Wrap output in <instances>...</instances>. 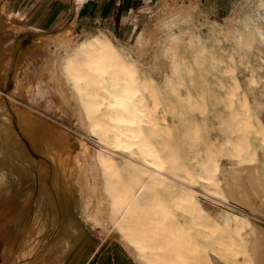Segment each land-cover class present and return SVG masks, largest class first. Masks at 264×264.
Listing matches in <instances>:
<instances>
[{
    "label": "rangeland",
    "instance_id": "1",
    "mask_svg": "<svg viewBox=\"0 0 264 264\" xmlns=\"http://www.w3.org/2000/svg\"><path fill=\"white\" fill-rule=\"evenodd\" d=\"M232 1L231 16L264 15L257 0L226 1L222 14H229L226 8ZM195 2L205 8L203 0L136 3L138 9L111 27L103 21H86L85 13L76 20L74 0H0V42L18 38L24 48L15 55L13 43L6 46L5 76L0 84V167L18 160L26 168L19 183L0 186V213H5L0 216V264H81L85 254L94 251L91 243L104 236L99 208L105 199L100 183H92L93 177H101L95 164L99 138L90 133L91 118H86L81 103L69 93L60 71L61 60L81 40L102 30L119 48L129 50L141 67L143 81L149 83L143 90L152 115L167 120L164 137L180 145L181 156L196 170L202 169V158L211 152L219 163L220 179L219 190L210 193L212 198L221 204L233 203L251 222L242 229L248 256L228 255L217 244L219 236L205 232L200 216L171 203L177 213L170 215L171 220L185 219L190 225L177 245L194 247L180 254L195 258L196 263L187 264H264V183L259 180L264 172V19H258L253 28V51L225 57L222 72L213 63L211 49L195 46L186 37L177 43L174 68L162 55L161 38L170 21L181 25L182 15ZM222 14H209L212 27L233 23ZM203 27L208 32L209 27ZM120 59L119 63L125 60ZM240 69L244 73L239 75ZM250 77L258 79V84ZM228 92L230 97L234 94L233 100ZM9 145L14 150L12 158L5 157ZM200 198L208 207L216 206L211 197ZM100 258L97 254L89 264L99 263Z\"/></svg>",
    "mask_w": 264,
    "mask_h": 264
},
{
    "label": "bare ground",
    "instance_id": "2",
    "mask_svg": "<svg viewBox=\"0 0 264 264\" xmlns=\"http://www.w3.org/2000/svg\"><path fill=\"white\" fill-rule=\"evenodd\" d=\"M87 1L74 0L76 20L84 15ZM197 2L187 7L190 10L182 15L181 25L176 20L170 21L165 29L167 33L161 38L162 55L174 64V68L177 66V43L184 37L190 39L195 46L211 49L215 59L213 63L219 67L218 72H222L225 57L243 56L244 53L248 55L253 51L255 43L252 31L257 27L258 19H264V15L257 17L249 13L245 16H231V8L235 6L232 1L226 8L229 14L222 15L230 18V23H233L225 22L220 23L219 27H212L214 24L211 23L209 11L200 7ZM256 2L259 12L264 10V0ZM20 13L22 14L21 11ZM203 26L209 27L208 32L205 33ZM12 43L15 55L24 49L18 38L10 43L0 42V84L5 76L6 46ZM69 54L61 60L59 70L64 84L71 90L69 93H73L81 103L80 108L87 113L86 118H91V123L87 125L90 133L99 138L100 150L95 152V164L101 177H93L92 183H100L105 199L102 207L99 205V225L104 236L91 243L94 251L86 253L81 264L91 263L97 254L101 256L97 264H127V260L134 264L196 263L195 258L180 254L187 249L194 250V247L177 245L180 239H184L190 225L185 219L171 220V214L177 215L171 203L179 204L185 211L200 216L203 219L200 225L205 232L212 231V236H219L216 238L217 244L219 248L228 251V255L247 257L248 241L242 229L251 225L248 215L231 202L221 204L210 194L220 188L218 161L211 152H207L200 163L202 169L196 170L195 165L186 162L187 159L181 156L180 145L176 147L164 137L166 131L163 127L167 120L165 117H161L162 121L153 117L147 92L143 90L149 87V83L143 81L141 67L129 50L119 48L102 30L85 37L73 53ZM260 56L262 57L261 54ZM121 57L125 60L119 63ZM243 73L244 70L240 69L239 75ZM250 78L253 80V77ZM167 80L170 86L171 81ZM255 81L252 83L258 84ZM17 85L20 86V83ZM237 87L240 86L235 88ZM228 93L230 97V92ZM231 97L234 99V94ZM188 131L189 129L185 132ZM184 140H188L186 136ZM82 143L86 150V143ZM234 148L236 147L232 150L237 152L238 148ZM4 152L8 158H12L14 154L11 145ZM238 152L242 154L241 150ZM15 162L12 163L15 166L5 162L0 167V186L19 183L25 176V166L18 160ZM259 180L264 183V172ZM201 195L211 197L216 206L205 205ZM75 213L78 217L81 215L79 209ZM0 216L4 217L5 213L1 212ZM14 220L17 221L18 217ZM193 236L196 235L192 234L190 237ZM3 250L2 254L6 256L4 246Z\"/></svg>",
    "mask_w": 264,
    "mask_h": 264
},
{
    "label": "crops",
    "instance_id": "3",
    "mask_svg": "<svg viewBox=\"0 0 264 264\" xmlns=\"http://www.w3.org/2000/svg\"><path fill=\"white\" fill-rule=\"evenodd\" d=\"M88 1L84 9L85 10L84 13L86 14V21L88 20L93 21V19H98V21H103V23H106V25H110L111 27L113 26L116 27L119 19L126 17L128 13H130V11L134 9H138L136 8V3H145L146 1L151 2L153 0H90L89 2ZM225 1L228 0H212V1L203 0L205 4V9L209 11L210 15H214V16H218L223 13L225 8L224 7Z\"/></svg>",
    "mask_w": 264,
    "mask_h": 264
}]
</instances>
